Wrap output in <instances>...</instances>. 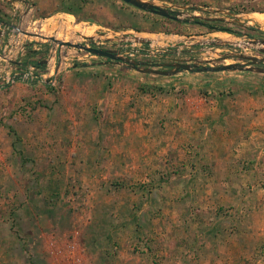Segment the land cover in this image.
<instances>
[{
  "label": "rangeland",
  "instance_id": "obj_1",
  "mask_svg": "<svg viewBox=\"0 0 264 264\" xmlns=\"http://www.w3.org/2000/svg\"><path fill=\"white\" fill-rule=\"evenodd\" d=\"M153 1L183 21L123 0H0V19L90 46L122 30L165 33L163 43L217 30L264 37L248 17L264 12V0ZM3 29L4 43L39 42L25 59L53 53L61 69L53 82L0 92V264H264V72L162 76L112 62L100 69L109 86L125 85L117 121L95 108L60 123V97L73 102L64 70L104 58L55 53ZM198 49L179 57L205 65L264 57Z\"/></svg>",
  "mask_w": 264,
  "mask_h": 264
},
{
  "label": "water",
  "instance_id": "obj_2",
  "mask_svg": "<svg viewBox=\"0 0 264 264\" xmlns=\"http://www.w3.org/2000/svg\"><path fill=\"white\" fill-rule=\"evenodd\" d=\"M125 3L130 4L138 9H141L146 12H150L174 21H183L181 18L182 12L175 11L170 7L163 6L157 4L153 0H123ZM219 19V18H214ZM184 21H189L186 19ZM198 22V21H197ZM0 25L7 26L8 23L5 21H1ZM10 27L11 32H17L18 34H22L26 39L30 38H39L41 42L44 40L45 42H49L54 46L55 53H60L62 47H71L77 50H82L87 53L99 56L104 58L102 61L91 62V63H75L72 64V67H76L78 65L81 66H90L97 65L103 63H120L126 65L130 68H133L141 73H150L154 75H162V76H172L182 71L188 72H219V71H260L264 72L263 68H259L257 65L264 63V57H250L245 56L243 54H237L239 58L245 59V62H229L223 63L220 65H205L201 60H195L194 62H190V59H182L177 57L184 53L183 47H191L198 46V51L207 50L209 47H225L229 46L232 48H242V49H254L262 54H264V37H252V38H243L238 35H231L233 38L226 39L220 37H207V36H189L186 37L182 41H175L171 43H163L164 37H167L165 33H154V32H139L132 30H122L116 31L115 37H106L105 42L100 41L99 43H95L93 46L88 45L84 41H73L72 39L63 40L58 39L55 35L48 36H40L37 33H33L34 31H24L21 30L16 25H8ZM258 30L263 31L264 29L258 27ZM223 32V30H217ZM226 31V30H224ZM81 35L85 36L89 40L94 37H88L87 35L80 32ZM4 35V31L2 28L0 29V46L4 45V41L2 40V36ZM162 35H164L162 37ZM114 41L113 46L117 47L116 49H111L109 42ZM38 41L21 43L19 46H24L25 48L31 44L35 45ZM18 46V47H19ZM106 47V48H105ZM123 48H129V51L123 50ZM189 52V51H188ZM173 54L176 55V58H168L167 55ZM0 55L3 57L4 55L0 52ZM60 56V55H59ZM138 57H150L157 58L159 61H140L136 58ZM164 59V61H160ZM49 58H44L38 60V65L46 66L49 64ZM13 63L20 65L18 61H13ZM54 65L53 70V78L50 80L53 82L54 77L61 69V59L57 61ZM23 79H26L28 75L26 73H19Z\"/></svg>",
  "mask_w": 264,
  "mask_h": 264
},
{
  "label": "crops",
  "instance_id": "obj_3",
  "mask_svg": "<svg viewBox=\"0 0 264 264\" xmlns=\"http://www.w3.org/2000/svg\"><path fill=\"white\" fill-rule=\"evenodd\" d=\"M3 20H0V22ZM8 25H9V21ZM6 22V23H7ZM7 25V27H9ZM4 30L3 28H6L4 25H0V29ZM29 62L28 59L23 60L24 63ZM31 62V61H30ZM108 63H103L100 65H90V66H81L78 65L76 67H72L71 69H65L63 72V77L66 82V91L68 94H73L72 100L73 102H67L64 101L63 97H60V103L58 106L54 107V111H58L57 114H62V119L60 123L66 122V120L71 119L73 116L74 118L77 117L76 114H80L83 116H88L90 113L92 114L91 110H101L100 114L103 113V116H106V118L111 121H117V112L119 110L120 105L123 103H119L121 100H119V96L122 97V94L125 93V85L118 88V86H109L108 80L109 77L105 78V76H102L103 68L100 69L103 65ZM104 67V66H103ZM42 71V69L40 70ZM107 74H111L109 71H105ZM59 74V73H58ZM57 74V75H58ZM32 82V83H31ZM33 82L37 83H47L46 81H33V80H17L13 82L9 88L11 87V94L14 93L16 90H20V85H30L35 84ZM7 88V87H5ZM4 88V89H5ZM3 91L0 90V92ZM120 94V95H119ZM45 96H42L41 98H46ZM115 95L118 99H115ZM116 101H115V100ZM123 99L125 100V97L123 96ZM64 102V103H63ZM96 105V106H95ZM55 114V113H54ZM116 118V119H115Z\"/></svg>",
  "mask_w": 264,
  "mask_h": 264
},
{
  "label": "built area",
  "instance_id": "obj_4",
  "mask_svg": "<svg viewBox=\"0 0 264 264\" xmlns=\"http://www.w3.org/2000/svg\"><path fill=\"white\" fill-rule=\"evenodd\" d=\"M0 52L4 55L3 57L0 55V90L10 86L13 82L17 80L25 81L30 79L33 81L39 80V81L47 82V80L53 78V70H54V65L52 62L54 58L53 53H51L52 55L48 57L50 59L49 64L40 68L33 62L26 61V63H24L23 55L25 54L24 53L25 47L24 46L18 47V45H13V41L11 39H9L8 42L4 43V45L0 46ZM32 60L36 61L40 59H32ZM13 61H18L20 65L13 63ZM41 69L42 71H40ZM19 73H26L28 77H26V79H23L21 76H19L21 75ZM55 78L56 76L54 77V79Z\"/></svg>",
  "mask_w": 264,
  "mask_h": 264
},
{
  "label": "bare ground",
  "instance_id": "obj_5",
  "mask_svg": "<svg viewBox=\"0 0 264 264\" xmlns=\"http://www.w3.org/2000/svg\"><path fill=\"white\" fill-rule=\"evenodd\" d=\"M248 17H249V19H252L253 21H256V22L264 25V12H252V13H250L248 15ZM33 33H37L40 36H48V35H45V34L42 35L39 32H33ZM83 34H85V33H83ZM212 35L215 36V37L226 38V39L233 38L230 34H227L226 32L224 33V32H221V31L215 32ZM55 36L57 37V35H55ZM58 39H62V38H58ZM63 40H68V39H63Z\"/></svg>",
  "mask_w": 264,
  "mask_h": 264
},
{
  "label": "flooded vegetation",
  "instance_id": "obj_6",
  "mask_svg": "<svg viewBox=\"0 0 264 264\" xmlns=\"http://www.w3.org/2000/svg\"><path fill=\"white\" fill-rule=\"evenodd\" d=\"M106 48V47H105ZM111 49H116L117 47H110ZM123 50H125V51H129L130 49L129 48H123ZM167 57L168 58H170V57H172V58H176V55H173V54H169V55H167ZM177 57H179V56H177ZM150 59H153L154 60V58H150ZM155 60L156 61H159V59H157V58H155ZM154 60V61H155ZM160 61H164V59H161Z\"/></svg>",
  "mask_w": 264,
  "mask_h": 264
},
{
  "label": "trees",
  "instance_id": "obj_7",
  "mask_svg": "<svg viewBox=\"0 0 264 264\" xmlns=\"http://www.w3.org/2000/svg\"><path fill=\"white\" fill-rule=\"evenodd\" d=\"M0 20H2V19H0ZM261 32H263V31H261ZM32 52H34V53H36L37 51H32ZM37 59V58H36ZM29 62L31 61V62H33L34 64H36L37 66H39L40 68H42V67H44V65H38V60H28ZM7 88H9V87H7ZM7 88H5V89H7Z\"/></svg>",
  "mask_w": 264,
  "mask_h": 264
}]
</instances>
